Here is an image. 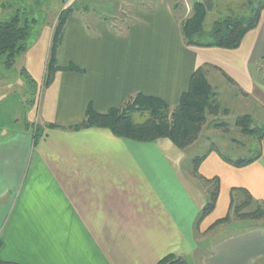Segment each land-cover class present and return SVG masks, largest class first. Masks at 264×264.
<instances>
[{
  "label": "crops",
  "instance_id": "obj_1",
  "mask_svg": "<svg viewBox=\"0 0 264 264\" xmlns=\"http://www.w3.org/2000/svg\"><path fill=\"white\" fill-rule=\"evenodd\" d=\"M197 1L211 0H190V5ZM174 7L153 0L133 8L136 22L126 36L103 20L89 22L76 13L67 23L58 64L84 72L59 71L49 87L44 83L57 22L21 57L39 96L22 125L0 128L2 260L158 264L174 254L189 264L194 259L196 264H264L263 229L221 226L208 232L228 215L234 188L264 202V141L262 158L243 168L212 152L200 166V180L184 168L189 149L168 139L140 143L104 128L70 130L85 120L90 105L105 114L137 94L175 107L205 65L220 68L248 95L245 100L264 109V11L241 46L227 50L186 46L180 15L186 9ZM220 73L211 68L209 82ZM32 125L42 130L38 140ZM214 178L220 181L217 206L198 230L207 202L205 180ZM208 233L226 235L201 254L206 243L198 236Z\"/></svg>",
  "mask_w": 264,
  "mask_h": 264
},
{
  "label": "trees",
  "instance_id": "obj_2",
  "mask_svg": "<svg viewBox=\"0 0 264 264\" xmlns=\"http://www.w3.org/2000/svg\"><path fill=\"white\" fill-rule=\"evenodd\" d=\"M89 3L90 7H85V12H89L91 8L95 11L105 9L111 15L114 12L112 7L115 10L122 3L134 8L147 5L143 0H90ZM210 7H212L211 1H197L193 4L191 16L182 21L181 31L186 46L236 50L241 46L245 36L258 27L261 14L264 11L263 5L258 11L248 17H230L217 20L213 24L212 30L206 31L205 22ZM174 8L177 9L179 7L175 6ZM78 12H81L78 7L68 5L59 14L47 63L44 87H49L53 83L59 71L84 72L76 65L62 68L58 64V55L62 47L67 23ZM100 20L110 24L113 31L120 36H126L130 27L136 22L131 17V23L125 26L124 31L120 32L117 29V23L113 19L100 17ZM35 23L36 20L23 19L20 15H16L8 21L0 20V61L3 62L6 69H13L18 58L25 55L33 46L34 43L31 44L30 39L32 25ZM211 68L221 72L231 84L236 85L220 68L205 65L198 68L193 74L188 91L182 95L179 104L175 107L166 104L158 98L137 94L130 97L123 106L111 108L105 114L97 113L90 105L87 109L85 120L70 130L104 128L112 131L118 138L140 143H151L161 139H168L178 149L187 151L200 140L204 129L208 125L230 132V124L217 120L221 115L229 116L230 110L223 108L219 94L208 80ZM22 74L29 83L36 86V81L25 68H23ZM241 94L244 97H248L242 91ZM141 118L143 120H140ZM210 118H213L211 122H209ZM234 125L244 136L257 139L258 149L253 150L254 153L249 157L232 159L225 156L218 147L214 146L204 155L195 157L190 163L191 166L188 171L193 178L204 179L200 175V166L212 152H217L225 162L237 168L249 166L262 158L264 125L263 127H256L254 117L248 114L238 116ZM29 127L35 128L34 136L38 140L42 136V130L34 125ZM49 127L51 129H59L55 125H49ZM205 182L207 183V202L197 220L198 230L202 222L215 211L220 194V181L218 178L205 180ZM240 225L248 230H264V202L255 199L246 189L234 188L231 192V205L228 215L215 222L208 232L221 226ZM1 246L2 242L0 241V249ZM0 264L19 263L7 262L0 258ZM158 264L189 263L185 258L171 254Z\"/></svg>",
  "mask_w": 264,
  "mask_h": 264
},
{
  "label": "rangeland",
  "instance_id": "obj_3",
  "mask_svg": "<svg viewBox=\"0 0 264 264\" xmlns=\"http://www.w3.org/2000/svg\"><path fill=\"white\" fill-rule=\"evenodd\" d=\"M66 1L69 0H0V20L8 21L20 15L23 19L36 20L32 25V34L30 43L33 44L39 40L41 35L46 31V28L58 21L59 14L62 11ZM90 0H71V4L78 7L86 20L90 22L93 18L107 17L115 21L118 31H124L125 26L131 23L132 10L134 7L122 3L115 10L112 7L113 15L105 9L94 10L90 9L85 12V7H90ZM145 4H151L152 0H143ZM172 5L186 9L181 12L183 17L187 19L192 12L189 11L190 0H168ZM203 1V0H201ZM208 16L205 22V30L211 31L215 21L230 17H248L258 11L263 5L264 0H211ZM188 4V6L186 5ZM131 10V11H130ZM23 59L18 58L13 69L8 70L0 61V128L8 127L16 129L18 125L23 124V119L27 111L33 105V100L39 96L38 83L33 85L22 74ZM211 85L219 94L223 108L230 110V115H221L217 118L218 121L230 124V132L224 129H217L212 125H208L200 140L193 145L188 151V158L185 163V169L188 171L190 163L195 157L202 156L214 146L227 157L238 159L241 157H249L258 149V140L244 136L239 129L235 127V121L238 116L252 115L255 119L256 127L264 125V109L250 100H245L239 88L231 84L223 75H215L211 78ZM17 116L22 118L18 123ZM140 120H143L142 118ZM213 118H210L211 122ZM239 143H237V142ZM221 236L215 237L208 234H200L198 239L200 242L206 243L202 248L201 254H208L212 244L215 243ZM192 264H196L195 259Z\"/></svg>",
  "mask_w": 264,
  "mask_h": 264
}]
</instances>
